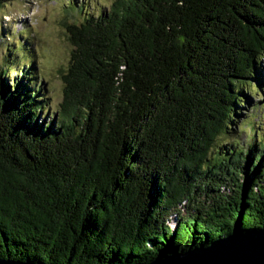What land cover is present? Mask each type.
<instances>
[{
    "label": "trees",
    "instance_id": "obj_1",
    "mask_svg": "<svg viewBox=\"0 0 264 264\" xmlns=\"http://www.w3.org/2000/svg\"><path fill=\"white\" fill-rule=\"evenodd\" d=\"M83 19L54 121L33 63L9 83L0 65V259L150 264L263 229L264 131L217 140L261 91L264 0H112Z\"/></svg>",
    "mask_w": 264,
    "mask_h": 264
},
{
    "label": "rangeland",
    "instance_id": "obj_2",
    "mask_svg": "<svg viewBox=\"0 0 264 264\" xmlns=\"http://www.w3.org/2000/svg\"><path fill=\"white\" fill-rule=\"evenodd\" d=\"M112 0H4L0 7V65L8 70L6 83L16 75L17 68L33 63L37 85L41 84L47 101L44 119L54 121L62 100V74L67 68L71 47L66 39L65 26L80 24L89 14L105 12ZM12 64H6L7 56ZM261 91L247 95V104L238 107L236 117L228 126L226 135L217 140L223 148L237 146L245 150L264 131V63L260 73ZM241 125L237 132L236 125ZM234 135V136H232ZM225 151V150H222ZM229 152V150H228ZM174 218V217H172ZM174 227L175 221L169 220Z\"/></svg>",
    "mask_w": 264,
    "mask_h": 264
},
{
    "label": "water",
    "instance_id": "obj_3",
    "mask_svg": "<svg viewBox=\"0 0 264 264\" xmlns=\"http://www.w3.org/2000/svg\"><path fill=\"white\" fill-rule=\"evenodd\" d=\"M0 264L31 263L0 259ZM150 264H264V228L233 235L209 247L196 248Z\"/></svg>",
    "mask_w": 264,
    "mask_h": 264
}]
</instances>
